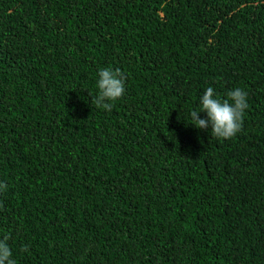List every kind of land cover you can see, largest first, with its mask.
<instances>
[{"label":"trees","instance_id":"trees-1","mask_svg":"<svg viewBox=\"0 0 264 264\" xmlns=\"http://www.w3.org/2000/svg\"><path fill=\"white\" fill-rule=\"evenodd\" d=\"M208 87L248 94L232 139ZM0 181L17 264H264V0H0Z\"/></svg>","mask_w":264,"mask_h":264},{"label":"clouds","instance_id":"clouds-1","mask_svg":"<svg viewBox=\"0 0 264 264\" xmlns=\"http://www.w3.org/2000/svg\"><path fill=\"white\" fill-rule=\"evenodd\" d=\"M96 87L98 93L91 100L95 107L111 111L115 101L125 93L126 73L119 68H102L97 73ZM248 94L241 88L226 92L221 98L214 88L208 87L199 99V107L189 113L194 127L210 129L211 135L220 140L234 138L242 131L245 111L248 108ZM206 113V118H200V113ZM8 190V184L0 181V193ZM9 235L0 237V264H17L8 244ZM29 246L24 245L23 252H28Z\"/></svg>","mask_w":264,"mask_h":264}]
</instances>
